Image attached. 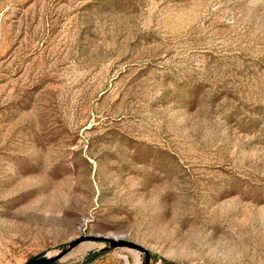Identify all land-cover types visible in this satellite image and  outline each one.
Returning a JSON list of instances; mask_svg holds the SVG:
<instances>
[{"label":"rangeland","instance_id":"374dc122","mask_svg":"<svg viewBox=\"0 0 264 264\" xmlns=\"http://www.w3.org/2000/svg\"><path fill=\"white\" fill-rule=\"evenodd\" d=\"M58 254L264 264V0H0V264Z\"/></svg>","mask_w":264,"mask_h":264},{"label":"water","instance_id":"95a60500","mask_svg":"<svg viewBox=\"0 0 264 264\" xmlns=\"http://www.w3.org/2000/svg\"><path fill=\"white\" fill-rule=\"evenodd\" d=\"M86 236H83L79 239H76L74 240L72 243H71V246H74L76 245L77 243H79L81 240L85 239ZM124 242L123 241H119L118 244H123ZM139 248L143 249L141 246H138ZM60 256V254L56 255V256H50V257H39V258H35L31 261H29L28 263L26 264H48V263H52L54 262L56 259H58Z\"/></svg>","mask_w":264,"mask_h":264},{"label":"trees","instance_id":"16d2710c","mask_svg":"<svg viewBox=\"0 0 264 264\" xmlns=\"http://www.w3.org/2000/svg\"><path fill=\"white\" fill-rule=\"evenodd\" d=\"M92 258H94V255H91V256L87 257V260L89 261V260H91Z\"/></svg>","mask_w":264,"mask_h":264}]
</instances>
